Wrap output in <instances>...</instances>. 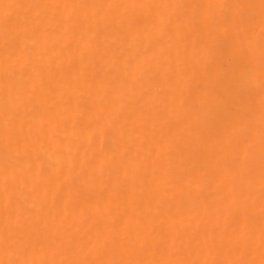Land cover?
<instances>
[{
    "label": "bare ground",
    "instance_id": "bare-ground-1",
    "mask_svg": "<svg viewBox=\"0 0 264 264\" xmlns=\"http://www.w3.org/2000/svg\"><path fill=\"white\" fill-rule=\"evenodd\" d=\"M0 264H264V0H0Z\"/></svg>",
    "mask_w": 264,
    "mask_h": 264
}]
</instances>
